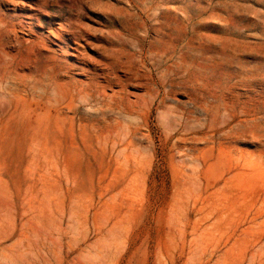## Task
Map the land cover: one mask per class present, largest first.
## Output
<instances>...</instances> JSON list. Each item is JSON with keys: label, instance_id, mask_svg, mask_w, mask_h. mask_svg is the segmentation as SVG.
<instances>
[{"label": "rangeland", "instance_id": "obj_1", "mask_svg": "<svg viewBox=\"0 0 264 264\" xmlns=\"http://www.w3.org/2000/svg\"><path fill=\"white\" fill-rule=\"evenodd\" d=\"M0 264H264V0H0Z\"/></svg>", "mask_w": 264, "mask_h": 264}]
</instances>
